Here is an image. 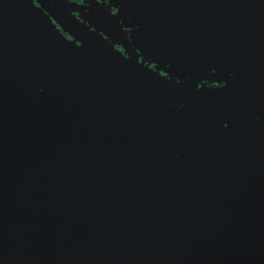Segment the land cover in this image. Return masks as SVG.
<instances>
[{"label": "water", "instance_id": "obj_1", "mask_svg": "<svg viewBox=\"0 0 264 264\" xmlns=\"http://www.w3.org/2000/svg\"><path fill=\"white\" fill-rule=\"evenodd\" d=\"M36 1L0 0V264H264V0L222 87Z\"/></svg>", "mask_w": 264, "mask_h": 264}, {"label": "flooded vegetation", "instance_id": "obj_2", "mask_svg": "<svg viewBox=\"0 0 264 264\" xmlns=\"http://www.w3.org/2000/svg\"><path fill=\"white\" fill-rule=\"evenodd\" d=\"M60 1L134 64L174 83L222 87L234 82L246 72L239 54L257 50L250 39L261 35L249 0ZM240 12L246 14L240 18ZM49 15L67 39L82 44Z\"/></svg>", "mask_w": 264, "mask_h": 264}]
</instances>
